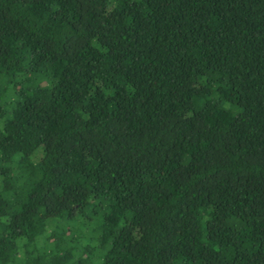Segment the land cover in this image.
<instances>
[{
  "label": "trees",
  "instance_id": "trees-1",
  "mask_svg": "<svg viewBox=\"0 0 264 264\" xmlns=\"http://www.w3.org/2000/svg\"><path fill=\"white\" fill-rule=\"evenodd\" d=\"M0 264H264V0H0Z\"/></svg>",
  "mask_w": 264,
  "mask_h": 264
}]
</instances>
